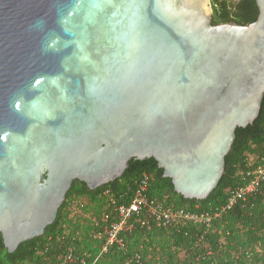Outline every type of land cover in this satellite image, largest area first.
<instances>
[{
    "label": "water",
    "instance_id": "95a60500",
    "mask_svg": "<svg viewBox=\"0 0 264 264\" xmlns=\"http://www.w3.org/2000/svg\"><path fill=\"white\" fill-rule=\"evenodd\" d=\"M212 24L210 0H0V233L42 235L73 180L153 157L205 199L264 96V0Z\"/></svg>",
    "mask_w": 264,
    "mask_h": 264
},
{
    "label": "trees",
    "instance_id": "16d2710c",
    "mask_svg": "<svg viewBox=\"0 0 264 264\" xmlns=\"http://www.w3.org/2000/svg\"><path fill=\"white\" fill-rule=\"evenodd\" d=\"M212 24L235 22L248 25L258 17L255 0H210ZM264 155V96L259 114L246 127H237L235 139L225 157V169L215 189L205 198H185L175 191L169 177L153 158H132L124 173L112 182L94 190L85 182L73 180L54 222L42 235L26 240L9 253L0 233V264H35L44 255L60 252L73 245L76 254L93 258L100 244L91 239L94 219L101 218L111 209L107 199L98 195L110 188L114 195L134 189L143 172L153 174L148 188L152 197L167 195V204L194 210L213 208L223 204L228 191L244 183L242 175L255 166ZM251 163V164H250ZM84 202L81 217L68 214L71 200ZM79 232V236L75 234ZM74 238V240H72ZM124 246H111L97 259L96 264H264V183L261 191L249 197L245 205L231 209L211 226L177 222L173 226L151 223L142 226L134 221L123 233ZM72 241V242H71ZM48 251L43 252L45 244ZM56 258V257H54Z\"/></svg>",
    "mask_w": 264,
    "mask_h": 264
},
{
    "label": "built area",
    "instance_id": "2783aa9c",
    "mask_svg": "<svg viewBox=\"0 0 264 264\" xmlns=\"http://www.w3.org/2000/svg\"><path fill=\"white\" fill-rule=\"evenodd\" d=\"M242 178L244 183L231 188L223 204L204 210H200L198 206L194 210H188L167 204V195H163L162 198L150 196L148 188L154 176L143 172L134 189L130 188L128 191L117 193V196L110 188H105L98 193L99 196L107 199L111 209L101 220L94 219V229L91 230L90 236L92 240L100 244L96 256L87 259L85 256L76 254L73 245H68L60 252H53L52 256L44 255L35 264H96L97 259L111 246H124L123 233L131 230L134 221L142 226H148L151 223L173 226L183 221L209 227L215 221L221 220L231 209L245 205L249 197L261 191L264 183V155L260 157L255 166L247 168ZM84 205V202L79 199L71 200L68 204L69 216L81 217ZM75 235L79 236V232ZM48 247L46 243L43 252H47Z\"/></svg>",
    "mask_w": 264,
    "mask_h": 264
},
{
    "label": "flooded vegetation",
    "instance_id": "af4514ba",
    "mask_svg": "<svg viewBox=\"0 0 264 264\" xmlns=\"http://www.w3.org/2000/svg\"><path fill=\"white\" fill-rule=\"evenodd\" d=\"M234 1H237V0H234Z\"/></svg>",
    "mask_w": 264,
    "mask_h": 264
},
{
    "label": "rangeland",
    "instance_id": "374dc122",
    "mask_svg": "<svg viewBox=\"0 0 264 264\" xmlns=\"http://www.w3.org/2000/svg\"><path fill=\"white\" fill-rule=\"evenodd\" d=\"M231 1H234V0H231Z\"/></svg>",
    "mask_w": 264,
    "mask_h": 264
}]
</instances>
